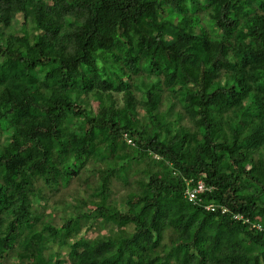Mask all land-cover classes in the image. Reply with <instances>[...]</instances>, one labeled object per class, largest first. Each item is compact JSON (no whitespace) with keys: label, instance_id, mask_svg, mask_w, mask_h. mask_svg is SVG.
Listing matches in <instances>:
<instances>
[{"label":"trees","instance_id":"1","mask_svg":"<svg viewBox=\"0 0 264 264\" xmlns=\"http://www.w3.org/2000/svg\"><path fill=\"white\" fill-rule=\"evenodd\" d=\"M0 264H264V0H0Z\"/></svg>","mask_w":264,"mask_h":264},{"label":"built area","instance_id":"2","mask_svg":"<svg viewBox=\"0 0 264 264\" xmlns=\"http://www.w3.org/2000/svg\"><path fill=\"white\" fill-rule=\"evenodd\" d=\"M210 187H207L201 180H199L196 184V186H194L193 188H188L186 189L185 191V196L187 197V199L189 201H194L197 197V194L200 193V192H203L204 190H209ZM206 209H214V205L213 204H207L205 206ZM222 211H226L225 208L222 209ZM235 218H241V216L239 215H235L234 216ZM244 221L245 222H248L249 220L244 218ZM252 227L256 228L257 230H263V227L257 223V222H253L252 224Z\"/></svg>","mask_w":264,"mask_h":264},{"label":"rangeland","instance_id":"3","mask_svg":"<svg viewBox=\"0 0 264 264\" xmlns=\"http://www.w3.org/2000/svg\"><path fill=\"white\" fill-rule=\"evenodd\" d=\"M75 186H76V182L72 180L71 183L69 184V189H73L75 188Z\"/></svg>","mask_w":264,"mask_h":264}]
</instances>
